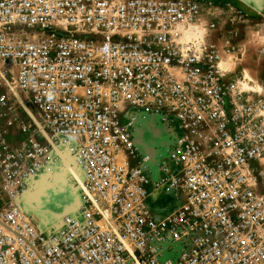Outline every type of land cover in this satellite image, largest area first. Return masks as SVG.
Returning a JSON list of instances; mask_svg holds the SVG:
<instances>
[{
    "label": "built area",
    "instance_id": "built-area-1",
    "mask_svg": "<svg viewBox=\"0 0 264 264\" xmlns=\"http://www.w3.org/2000/svg\"><path fill=\"white\" fill-rule=\"evenodd\" d=\"M247 17L234 0H0V264H264V79L226 66ZM59 150L82 203L39 228L23 198Z\"/></svg>",
    "mask_w": 264,
    "mask_h": 264
},
{
    "label": "rangeland",
    "instance_id": "rangeland-1",
    "mask_svg": "<svg viewBox=\"0 0 264 264\" xmlns=\"http://www.w3.org/2000/svg\"><path fill=\"white\" fill-rule=\"evenodd\" d=\"M205 1L222 2L225 0ZM234 2L247 9L248 17L240 19L230 31L233 37V50L227 56L226 66L242 74L246 81L257 83L264 79V13L244 4V0H234ZM14 79L12 74L7 80L11 84ZM151 122L149 126H144L142 135L158 140L161 135L160 130L153 126L154 121ZM144 136L142 142L146 143ZM61 152L69 156L66 151ZM44 176L41 180H45L43 185H37V188L34 186L31 189L26 196L25 204L30 209V211L27 210L28 213L39 228L55 229L59 227L58 221L65 212L80 208L82 203L81 176L71 162L64 158L55 162V165ZM38 180L40 178L36 181ZM165 204L166 210L175 207L173 203ZM166 256L174 257V254L169 253Z\"/></svg>",
    "mask_w": 264,
    "mask_h": 264
},
{
    "label": "crops",
    "instance_id": "crops-1",
    "mask_svg": "<svg viewBox=\"0 0 264 264\" xmlns=\"http://www.w3.org/2000/svg\"><path fill=\"white\" fill-rule=\"evenodd\" d=\"M244 4H246V5H248L249 7H252V8H256V10L258 9V10H260V11H262L263 13H264V0H244ZM151 121H154L155 122V124L153 125V126H156L157 128H159V130H160V138L158 139V140H153V138H146V136H144V135H142L143 134V129H141V131H140V133H141V142H142V137L144 136V139H145V141H146V143H142L143 145H145V144H148V145H150V146H152L151 144H158L159 143V141H162L164 138H165V135H164V131L162 130V128H161V126L159 125V123H157L156 122V120H154V119H151V120H149V121H146V124H145V127H147V126H149V123H152ZM152 126V127H153ZM144 128V127H143ZM147 139V140H146ZM151 143V144H150ZM150 150H151V148L150 147H148ZM59 152H60V154H58V155H60L61 156V158H64V159H66L67 161H69V162H71V164L77 169V171L79 172V175L81 176V181H82V175H81V172H80V170H79V168L77 167V165L75 164V161H74V159H73V157L67 152V150H66V152L69 154V156L67 157V156H65V155H63L62 154V152L59 150ZM71 159H70V158ZM51 168V167H50ZM49 170V169H48ZM48 170L46 171V172H48ZM46 172H44L42 175H41V177H40V180H38V181H34L33 183H32V185L30 186V190L28 191V193L31 191V189H33V187L34 186H36V188H37V185H39V186H41V185H43V183H44V181H41L45 176V173ZM28 193L25 195V197H24V207H25V209H26V211L27 210H29L30 211V209L28 208V206L25 204L26 202H25V200H26V196L28 195ZM77 210H75V211H71V212H65V213H75Z\"/></svg>",
    "mask_w": 264,
    "mask_h": 264
},
{
    "label": "bare ground",
    "instance_id": "bare-ground-1",
    "mask_svg": "<svg viewBox=\"0 0 264 264\" xmlns=\"http://www.w3.org/2000/svg\"><path fill=\"white\" fill-rule=\"evenodd\" d=\"M249 77L252 78V76H250V75H249ZM11 86L14 87V85H13L12 83H11ZM143 146H144V145H143ZM67 152L69 153V151H67ZM58 154H60L59 151H58ZM69 154H70V153H69ZM73 158H74V157H73ZM74 161H75V158H74ZM75 163H76V162H75ZM76 165H77V164H76ZM77 167H78V165H77ZM78 168H79V167H78ZM79 170H80L81 175H82V171H81L80 168H79ZM82 181H83V176H82ZM82 181H81V184H82ZM29 190H30V189H29ZM27 193H28V192H27ZM27 193H26V194H27ZM26 194H25V195H26ZM24 197H25V196H24ZM23 204H24V198H23ZM80 206H81V205H80ZM24 209H25V207H24ZM64 214H65V213H64ZM62 216H63V215H62ZM62 216L60 217V219H59V221H58V223H59L60 225H61V219H62ZM60 225H59V226H60ZM58 228H59V227H58Z\"/></svg>",
    "mask_w": 264,
    "mask_h": 264
},
{
    "label": "water",
    "instance_id": "water-1",
    "mask_svg": "<svg viewBox=\"0 0 264 264\" xmlns=\"http://www.w3.org/2000/svg\"><path fill=\"white\" fill-rule=\"evenodd\" d=\"M144 147H145L146 151L153 153L154 148H153L152 146H150V145H148V144H145ZM148 147H150L151 150H150Z\"/></svg>",
    "mask_w": 264,
    "mask_h": 264
},
{
    "label": "flooded vegetation",
    "instance_id": "flooded-vegetation-1",
    "mask_svg": "<svg viewBox=\"0 0 264 264\" xmlns=\"http://www.w3.org/2000/svg\"><path fill=\"white\" fill-rule=\"evenodd\" d=\"M160 142V141H159Z\"/></svg>",
    "mask_w": 264,
    "mask_h": 264
}]
</instances>
